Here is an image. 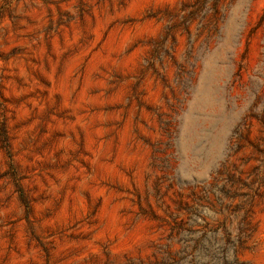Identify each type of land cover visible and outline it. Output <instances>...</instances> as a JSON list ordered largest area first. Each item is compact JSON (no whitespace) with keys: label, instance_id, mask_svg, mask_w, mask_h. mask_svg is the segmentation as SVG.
I'll list each match as a JSON object with an SVG mask.
<instances>
[{"label":"rangeland","instance_id":"obj_1","mask_svg":"<svg viewBox=\"0 0 264 264\" xmlns=\"http://www.w3.org/2000/svg\"><path fill=\"white\" fill-rule=\"evenodd\" d=\"M0 264H264V0H0Z\"/></svg>","mask_w":264,"mask_h":264}]
</instances>
